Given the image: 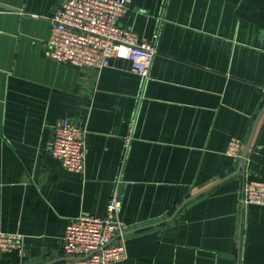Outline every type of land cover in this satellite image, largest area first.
I'll list each match as a JSON object with an SVG mask.
<instances>
[{"label": "crops", "instance_id": "crops-1", "mask_svg": "<svg viewBox=\"0 0 264 264\" xmlns=\"http://www.w3.org/2000/svg\"><path fill=\"white\" fill-rule=\"evenodd\" d=\"M61 1L0 0V230L24 236L0 264H62L69 219L114 192L117 264H264V206L241 202L264 181V0H127L120 24L155 39L146 80L127 47L102 69L46 56ZM62 117L85 126L83 172L47 149Z\"/></svg>", "mask_w": 264, "mask_h": 264}, {"label": "built area", "instance_id": "built-area-1", "mask_svg": "<svg viewBox=\"0 0 264 264\" xmlns=\"http://www.w3.org/2000/svg\"><path fill=\"white\" fill-rule=\"evenodd\" d=\"M127 0H62L51 18L52 26L46 42L45 55L57 62L74 66L106 67L121 47L130 51L131 69L146 80L156 54L155 39L139 41L133 31L120 24ZM155 38V37H154ZM129 134L131 129L128 130ZM86 129L69 117L57 119L47 149L69 171L85 168ZM126 146L129 136L125 139ZM242 141L231 137L226 154L238 159ZM243 204L264 206V181L244 180L241 192ZM121 202L114 192L103 216L82 213L66 224L62 249L66 259L62 264H117L125 256L123 239H114L125 231L119 219ZM24 236L19 232L0 230V251L23 252Z\"/></svg>", "mask_w": 264, "mask_h": 264}, {"label": "water", "instance_id": "water-1", "mask_svg": "<svg viewBox=\"0 0 264 264\" xmlns=\"http://www.w3.org/2000/svg\"><path fill=\"white\" fill-rule=\"evenodd\" d=\"M252 136V135H251ZM251 136L249 137L247 143H246V150L248 149L249 145H250V141H251Z\"/></svg>", "mask_w": 264, "mask_h": 264}]
</instances>
